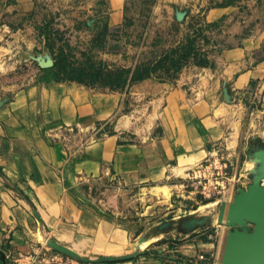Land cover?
<instances>
[{"label":"crops","instance_id":"1","mask_svg":"<svg viewBox=\"0 0 264 264\" xmlns=\"http://www.w3.org/2000/svg\"><path fill=\"white\" fill-rule=\"evenodd\" d=\"M221 14L216 42L224 64L240 66L264 55V0H242ZM252 80L263 89L264 106V60L238 71L234 86L246 89ZM148 86L163 93L143 98L141 91L130 95L76 82L36 84L0 109V264H58L73 253L85 264H264L262 236L241 206L264 222V197L241 194L233 184L204 203L229 201L227 225L207 222L156 256L124 253L127 234L81 203L85 181L143 185L223 155L224 127L215 108L163 83L141 88ZM95 132L101 135L96 140ZM228 162L235 175L236 164ZM201 253L207 261L197 260Z\"/></svg>","mask_w":264,"mask_h":264},{"label":"rangeland","instance_id":"2","mask_svg":"<svg viewBox=\"0 0 264 264\" xmlns=\"http://www.w3.org/2000/svg\"><path fill=\"white\" fill-rule=\"evenodd\" d=\"M113 1H121L120 8ZM240 1L0 0V109L36 84L76 82L156 98L163 88L141 86L157 82L180 97L188 92L222 118L220 161L229 169L232 160L236 172L227 169L217 186L220 193L204 192L193 178L195 165L143 185L96 178L81 186V203L127 234L124 253L156 256L197 227L227 225L219 219L220 202L208 208L204 203L230 184L264 197L263 89L256 80L246 89L234 86L236 73L264 55L234 67L224 64L223 47L216 42L222 11ZM99 136L95 132L93 138Z\"/></svg>","mask_w":264,"mask_h":264},{"label":"built area","instance_id":"3","mask_svg":"<svg viewBox=\"0 0 264 264\" xmlns=\"http://www.w3.org/2000/svg\"><path fill=\"white\" fill-rule=\"evenodd\" d=\"M227 164L220 161L219 156L211 157L205 159V161L196 168V172L198 173V176L193 175L194 179L196 178V183L199 186H203L204 192L207 193V195L211 194V190L215 189L214 191H218L220 193V190L218 189V184L225 179V175H227ZM205 178V182L199 181L200 179ZM211 191V192H210ZM197 260L199 262L207 261L206 254H199L197 256ZM58 264H85L77 259L71 258V257H65L59 260Z\"/></svg>","mask_w":264,"mask_h":264},{"label":"water","instance_id":"4","mask_svg":"<svg viewBox=\"0 0 264 264\" xmlns=\"http://www.w3.org/2000/svg\"><path fill=\"white\" fill-rule=\"evenodd\" d=\"M240 192H241V194H247V193H244L242 191H240ZM241 206L244 209V211L246 212V214L248 215L249 220L256 226V228L258 229V231L260 232V234L262 236L261 243H260L259 246H264V222H263V220L247 204H242ZM221 207H220V209H221ZM230 214H232V208H230V210H229V214L227 216V220H228ZM219 219H220V213H219ZM220 222H221V220H220ZM67 256L71 257V258H74V259H77V260H79V261H81L83 263H87L88 262V260L86 258L80 257L79 255L74 254V253L73 254H69ZM105 260H110V259H105Z\"/></svg>","mask_w":264,"mask_h":264},{"label":"bare ground","instance_id":"5","mask_svg":"<svg viewBox=\"0 0 264 264\" xmlns=\"http://www.w3.org/2000/svg\"><path fill=\"white\" fill-rule=\"evenodd\" d=\"M262 174H263V172H262ZM259 175H261V172ZM258 177L260 178V176H258ZM258 177L256 178V181L258 180ZM229 210H230V202L227 201L225 204H223V206L220 209V220H221L222 224L225 223L227 216L229 214Z\"/></svg>","mask_w":264,"mask_h":264}]
</instances>
